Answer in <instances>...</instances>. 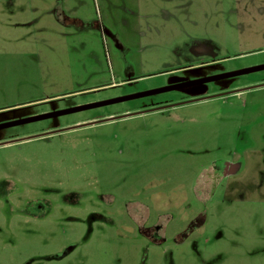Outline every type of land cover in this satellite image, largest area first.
I'll return each instance as SVG.
<instances>
[{
    "label": "rangeland",
    "instance_id": "rangeland-1",
    "mask_svg": "<svg viewBox=\"0 0 264 264\" xmlns=\"http://www.w3.org/2000/svg\"><path fill=\"white\" fill-rule=\"evenodd\" d=\"M259 67L264 0H0V264H264V69L107 103Z\"/></svg>",
    "mask_w": 264,
    "mask_h": 264
},
{
    "label": "water",
    "instance_id": "water-1",
    "mask_svg": "<svg viewBox=\"0 0 264 264\" xmlns=\"http://www.w3.org/2000/svg\"><path fill=\"white\" fill-rule=\"evenodd\" d=\"M261 69H264V67H259V68H255V69H247V70H244V71H240V72H236V73H232V74H227V75H223V76L216 77V78H211V79L197 81V82H191V83L182 84V85L173 86V87H167V88H164V89H161V90H156V91H152V92H148V93H144V94H140V95L132 96V97H128V98H121V99H117V100H114V101H111V102H107V103H112V102H117V101H122V100H128V99L137 98V97H144V96H148V95H152V94H156V93H161V92H165V91H170V90H173V89L186 87V86H190V85H195V84H199V83H203V82H207V81H212V80H216V79H220V78L230 77V76L243 74V73H250L252 71L261 70ZM98 105H100V104H98ZM98 105H96V106H98ZM72 111H75V110H72ZM35 119H39V118H35ZM27 121H29V120H27ZM23 122H25V121H23Z\"/></svg>",
    "mask_w": 264,
    "mask_h": 264
},
{
    "label": "flooded vegetation",
    "instance_id": "flooded-vegetation-1",
    "mask_svg": "<svg viewBox=\"0 0 264 264\" xmlns=\"http://www.w3.org/2000/svg\"><path fill=\"white\" fill-rule=\"evenodd\" d=\"M196 101L197 100H204L203 98H199V99H195ZM192 101H194V100H190V102H192ZM185 103H187V102H185ZM185 103H180V104H185ZM166 108V107H165ZM157 109H164V107L162 108V107H160V108H157ZM156 108H153V109H151V110H157ZM32 120H36V119H32ZM228 170H226V172H227Z\"/></svg>",
    "mask_w": 264,
    "mask_h": 264
}]
</instances>
